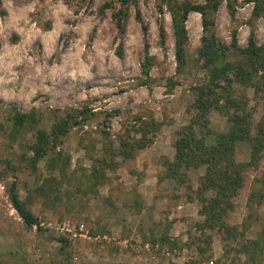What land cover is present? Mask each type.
Instances as JSON below:
<instances>
[{
  "label": "rangeland",
  "instance_id": "374dc122",
  "mask_svg": "<svg viewBox=\"0 0 264 264\" xmlns=\"http://www.w3.org/2000/svg\"><path fill=\"white\" fill-rule=\"evenodd\" d=\"M232 5L234 13L228 0L209 12L210 30L227 47V61H245L240 49L251 37L264 45V17L255 13L254 0ZM121 8L119 0H0V264H264V250L248 262L239 244L264 232V151L247 170L246 188L234 198L228 219L245 232L239 240H225L218 230H207L210 238L201 232L205 217L197 188L204 168L177 174L166 167L175 156L178 130L194 114L193 87L206 79L198 60L204 17L189 13L188 63L178 74L166 0L130 5L125 30L116 21ZM147 49L154 61L149 76L142 67ZM171 79L177 81L173 86ZM236 86L249 96L254 124L264 120V91ZM12 105L42 113L45 123L69 109L90 108L91 116L72 126L34 173L26 158L33 154V132L10 138ZM115 110L120 112L109 114ZM138 116L161 122L153 141L134 159L115 157L117 166L104 168L99 181L92 178L104 137L117 141ZM209 119L207 142L213 143L230 123L218 109ZM251 151L250 141L239 142L237 160H250ZM14 180L42 229L27 228L14 208L8 191ZM58 236L68 246L62 249Z\"/></svg>",
  "mask_w": 264,
  "mask_h": 264
},
{
  "label": "trees",
  "instance_id": "16d2710c",
  "mask_svg": "<svg viewBox=\"0 0 264 264\" xmlns=\"http://www.w3.org/2000/svg\"><path fill=\"white\" fill-rule=\"evenodd\" d=\"M121 9L116 14V21L121 30H125L123 20L127 17L129 6H137L138 0H119ZM222 0H207L206 4L192 3L188 1L166 0V4L172 14L176 34V60L177 72L181 74L188 63L186 45L189 42V32L186 22L191 11H199L204 17V35L198 48L201 62L200 69L206 74L203 82H197L193 90L196 98L193 102L194 114L188 124L182 126L177 132L175 141V156L173 160L166 161L168 170L180 174L182 169L204 168V174L199 180L197 199L201 204L200 212L205 217L200 225L201 232L206 235L207 230H218L225 240H239L244 235L238 225L229 223V216L235 208L234 198L246 188L245 174L248 169L258 165L264 151V120L257 124L253 122V112L249 108V96L243 92L237 84L250 85L256 93L264 91V45L256 44L253 37L246 48L240 49L246 55L245 61H227V47L221 43L215 30H210L214 20L208 15L215 12ZM256 2L255 13L264 17V0ZM234 13L232 0H228ZM141 21V17L139 16ZM145 34H148V26L143 24ZM161 41L165 42L167 32L161 25ZM237 46L236 40L233 44ZM148 45L146 44V48ZM120 56H123V46L119 47ZM153 60L148 53L142 62L144 74L149 76ZM172 86L177 83L171 79ZM12 127L10 138L12 140L33 132L34 140L30 150L32 155H27L28 168L32 172L39 171V162L45 159L50 152L61 142L72 126L87 120L91 116L90 108L69 109L66 114H55L49 123L35 110L23 112L12 105ZM212 109H218L226 116L230 123L229 129L216 134L213 143L207 142L209 129V113ZM115 110L110 115L119 113ZM138 116L131 119L125 132L118 135L117 141L108 135L104 137L102 153L96 158L92 168V178L98 181L106 172L104 168H115L117 163L114 159L121 156L126 160L136 158L140 149L148 146L153 137L161 128V122L155 117L149 119ZM134 120V121H133ZM47 124V126L43 125ZM241 141H250L252 144L251 157L248 161H239L236 158L237 145ZM66 161V160H65ZM68 162V161H66ZM170 174V173H168ZM181 180V179H180ZM184 180V179H183ZM182 180V181H183ZM11 202L23 219L27 228L37 226L41 228L38 216L21 198L18 183L14 180L9 188ZM247 227V220L243 224ZM60 242L61 248L69 244L66 237H54ZM264 232L256 239H248L242 245L241 252L247 256V261L255 263L256 256L263 252ZM201 240V237H200ZM161 245L160 242H157ZM231 245V244H230ZM205 251L203 247H199ZM230 250H227V254ZM215 264V263H214Z\"/></svg>",
  "mask_w": 264,
  "mask_h": 264
},
{
  "label": "built area",
  "instance_id": "2783aa9c",
  "mask_svg": "<svg viewBox=\"0 0 264 264\" xmlns=\"http://www.w3.org/2000/svg\"><path fill=\"white\" fill-rule=\"evenodd\" d=\"M210 264H214V261H210Z\"/></svg>",
  "mask_w": 264,
  "mask_h": 264
}]
</instances>
